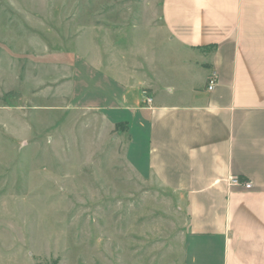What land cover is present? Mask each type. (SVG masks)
Listing matches in <instances>:
<instances>
[{
  "label": "rangeland",
  "instance_id": "obj_1",
  "mask_svg": "<svg viewBox=\"0 0 264 264\" xmlns=\"http://www.w3.org/2000/svg\"><path fill=\"white\" fill-rule=\"evenodd\" d=\"M160 4L0 0V264H181L185 201L130 167L104 102Z\"/></svg>",
  "mask_w": 264,
  "mask_h": 264
},
{
  "label": "crops",
  "instance_id": "obj_2",
  "mask_svg": "<svg viewBox=\"0 0 264 264\" xmlns=\"http://www.w3.org/2000/svg\"><path fill=\"white\" fill-rule=\"evenodd\" d=\"M160 20L133 34L126 87L104 100L126 119L109 125L125 123L116 135L140 178L184 199L181 264H264V0H161Z\"/></svg>",
  "mask_w": 264,
  "mask_h": 264
},
{
  "label": "built area",
  "instance_id": "obj_3",
  "mask_svg": "<svg viewBox=\"0 0 264 264\" xmlns=\"http://www.w3.org/2000/svg\"><path fill=\"white\" fill-rule=\"evenodd\" d=\"M215 78H214V75L212 76V78L210 79L209 81V86L208 88L211 90L213 89L214 85H215ZM153 99L150 97V96H146V102L147 103H152ZM230 183L232 185H237V186H243L247 189H250L252 187V181L250 180H245L239 176H232L231 179H230Z\"/></svg>",
  "mask_w": 264,
  "mask_h": 264
},
{
  "label": "trees",
  "instance_id": "obj_4",
  "mask_svg": "<svg viewBox=\"0 0 264 264\" xmlns=\"http://www.w3.org/2000/svg\"><path fill=\"white\" fill-rule=\"evenodd\" d=\"M124 124H125L124 122H119V123H117V124H116L117 129H119V127H121V125H124Z\"/></svg>",
  "mask_w": 264,
  "mask_h": 264
}]
</instances>
